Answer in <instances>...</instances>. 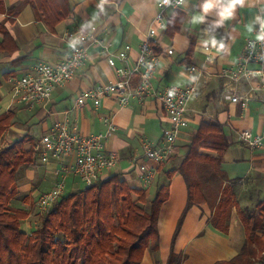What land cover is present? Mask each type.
<instances>
[{
	"label": "crops",
	"instance_id": "0c3cea01",
	"mask_svg": "<svg viewBox=\"0 0 264 264\" xmlns=\"http://www.w3.org/2000/svg\"><path fill=\"white\" fill-rule=\"evenodd\" d=\"M64 1L68 15L51 32L44 21L38 18L39 12L33 0H4L6 8H16L15 19L9 28L18 45L17 50L10 54L0 53V113L8 107H12L15 112L14 121L8 129L22 132V136L29 135L37 142L55 121H63L69 129L90 134L104 129L101 121L103 115L114 113L117 130L104 144L106 149L117 151L120 160L115 166L105 169L101 177L117 174L130 188L145 191L148 200L163 187L167 191L158 214L159 247L156 250L146 249L141 264L163 263L173 239L174 250L183 255L181 264H214L229 260L237 254L245 240L243 223L236 206H232L228 214L227 230L215 226L212 217L223 194L237 201L241 207L251 210L257 202L264 201V141L263 146L251 148L239 136L244 129L254 134H264V89L258 77L251 81L242 78L235 82L220 72L222 68L235 64L246 39L254 36L247 33L245 25L256 9L247 6L239 9L234 20L226 22L222 28L213 32L210 26L215 19L214 14L209 15L204 24L191 23L192 16L199 14L202 0H188L186 7H178L185 16L180 31L170 37L164 29L156 37L153 48L158 59L152 78L155 87L162 89L167 85H186L190 83L188 77L192 75L198 76V80L195 82L196 94L188 103V125L179 130L172 153L158 165L152 181L145 183L139 177L137 165H151L152 161L144 157L140 149L141 140L147 137L160 143L162 130L169 125L159 101L152 97L141 101L131 99L127 106L120 108L116 97L111 96L104 98L97 108L89 103L74 106L80 91L116 78L115 68L100 53V44L88 47L85 63L70 80L56 87L46 102L27 107L19 103L13 93L14 77L31 72L39 61L56 63L65 58L69 52L65 32L80 27L96 10L97 0ZM156 3L157 0H118V7H108L107 14L102 17L96 29L95 33L102 43L108 45L113 52L121 50L125 44L130 45L131 51L127 58L129 66L135 61L155 13ZM172 11L173 9L167 16ZM4 16V12L0 13V20ZM206 28L217 39H224L229 46L228 53L217 54L214 49L207 54L204 52L200 41L207 38ZM191 42L193 48L189 52ZM167 49H172V53L168 54ZM209 56L212 57L211 60ZM117 64L122 63L117 61ZM187 64L196 65L201 72L187 71ZM258 65L264 71V62ZM228 94L249 99L242 105V98L233 102L227 99ZM39 112H44L50 119L48 124L43 125L42 134L34 136L24 132L25 125L30 124L31 119ZM201 120L220 124L229 146L222 155L219 168L204 161L193 160L188 171L199 183L206 202L201 206L192 205L187 208V184L180 166ZM157 124L160 125V138L155 137ZM8 129L0 139L8 134ZM8 143L10 142L5 145ZM29 145L30 143H26V147ZM201 151L204 155L216 154L210 148H201ZM72 157L73 155H65L61 159L50 157L46 162L52 169L55 180V167L60 162H68ZM67 186L76 188L73 190L75 191L85 185L78 176L70 175L67 177L65 191ZM145 210L150 211L148 206H145ZM179 223L180 227L177 229Z\"/></svg>",
	"mask_w": 264,
	"mask_h": 264
},
{
	"label": "trees",
	"instance_id": "16d2710c",
	"mask_svg": "<svg viewBox=\"0 0 264 264\" xmlns=\"http://www.w3.org/2000/svg\"><path fill=\"white\" fill-rule=\"evenodd\" d=\"M33 4L39 12L38 18L51 32L68 15L64 0H33ZM3 12L0 53L10 54L18 48L9 28L15 19L16 8H6L4 0H0V13ZM184 17L181 10L173 9L166 19V35L172 37L179 32ZM192 48L191 42L189 52ZM14 117L12 107L0 113V138L12 125ZM26 143H30L29 147ZM35 144L32 137L23 135L0 147V264H141L146 249H158V214L167 197L166 189L161 188L148 200L145 191L130 188L117 174L100 177L98 182L75 191H65L48 211L42 213L30 231L23 229L21 225L30 215V209L13 207L10 201L17 195L19 168L35 166L38 162ZM228 146L220 124L199 122L180 166L187 184V208L206 202L199 183L188 171L193 160L219 168ZM201 148L213 149L216 154L204 155ZM29 196L24 195V202L30 201ZM145 206L149 207V212ZM232 206H236L243 223L245 240L232 258L214 264H263L264 201L257 202L251 210L223 194L212 217L215 226L227 230L226 220ZM182 259L183 255L174 250L173 239L166 260L157 264H181Z\"/></svg>",
	"mask_w": 264,
	"mask_h": 264
},
{
	"label": "built area",
	"instance_id": "2783aa9c",
	"mask_svg": "<svg viewBox=\"0 0 264 264\" xmlns=\"http://www.w3.org/2000/svg\"><path fill=\"white\" fill-rule=\"evenodd\" d=\"M178 7L175 0L171 6H161L156 3L155 13L131 66L127 63L128 53L131 51L129 44H125L121 50L113 52L108 45L102 43L95 31L86 34L83 42L75 49L68 46L69 52L61 61L56 63L39 61L31 72L14 77L12 90L18 102L27 107L46 102L54 89L70 80L77 69L85 63L88 57V47L91 44H100V53H103L107 63L115 68L116 78L104 84L83 89L78 93L74 106L79 107L89 103L97 108L100 107L104 98L111 96L116 97L120 108L127 106L131 99L141 101L146 97H152L159 101L162 110L168 117L169 125L163 128L160 143H155L147 137L142 138L140 149L144 157L151 160L152 164L139 163L137 165L139 177L145 183H150L156 174L158 165L172 153L179 130L188 125V103L197 91L196 83L167 85L159 89L152 82L158 59L153 42L158 34L165 29L169 11ZM79 28L65 32L67 44L69 39L79 31ZM253 40L254 36L247 38L235 64L222 68L220 73L235 82L242 78L251 81L254 77H258L264 89V71L258 65L264 62V60L258 59L264 53V44L257 42L256 48L252 50L249 48V42ZM167 53L171 54L172 49H167ZM117 61L122 64L118 65ZM148 64L152 65L151 69L147 67ZM185 69L190 72H201V69L194 64H187ZM172 89H175L176 94L174 97H169L168 91ZM226 97L233 102L242 98L240 99L242 105H245L249 99L231 94ZM101 121L104 129L90 134L69 129L63 121H55L49 131L43 134L33 146L37 153V160L41 162H47L50 157L61 159L65 155H73L68 162H60L55 167L56 180L53 186L42 192L37 200V208L40 213L48 211L64 194L68 176H78L84 185H92L98 182L105 169L113 167L119 162L118 152L106 149L104 144L117 130L114 113L103 115ZM239 136L251 148L263 146L264 134H254L250 130L244 129L240 131Z\"/></svg>",
	"mask_w": 264,
	"mask_h": 264
},
{
	"label": "clouds",
	"instance_id": "9594fccd",
	"mask_svg": "<svg viewBox=\"0 0 264 264\" xmlns=\"http://www.w3.org/2000/svg\"><path fill=\"white\" fill-rule=\"evenodd\" d=\"M161 6H171L173 0H157ZM179 6H187L188 0H175ZM255 8V14L251 17L249 22L245 25L246 31L249 34H254V40L249 42V48L254 50L257 42L264 44V0H202L199 5V14H194L191 18L193 24H204L209 15L214 14L215 19L212 21L211 30L222 28L226 22L232 21L236 18L239 9L245 7ZM108 7H118V0H97L95 4V11L91 18L80 25L79 31L74 34L68 41V46L75 49L80 45L86 34L95 32L101 19L107 14ZM174 15H176L174 13ZM171 22V21H170ZM206 39L200 41V45L207 54L211 50H215L217 54H225L229 52V46L224 39H217L215 35L209 33V29H205ZM212 57L209 56V60ZM258 59L264 60V53ZM147 67L151 69L152 65ZM190 83H195L198 76L192 75L188 77ZM175 89L168 91L169 97L175 96Z\"/></svg>",
	"mask_w": 264,
	"mask_h": 264
},
{
	"label": "rangeland",
	"instance_id": "374dc122",
	"mask_svg": "<svg viewBox=\"0 0 264 264\" xmlns=\"http://www.w3.org/2000/svg\"><path fill=\"white\" fill-rule=\"evenodd\" d=\"M71 107V106H70ZM50 119L44 112H39L37 116L31 119L30 124L25 125L24 132H28L34 136H40L42 134V127L48 124ZM22 125V122H20ZM9 132L2 139H0V146L5 145L6 142H11L16 137H21L22 132H13L8 129ZM161 130L160 125L157 124L155 137L160 138ZM155 137L153 139H155ZM150 140H152L150 138ZM154 141V140H152ZM55 177L52 173V169L48 167L46 162L38 161L34 166L23 165L19 168L16 174L17 183V195L10 201V205L15 206H25L30 209V215L23 221L21 227L27 231H30L39 220L42 215L37 208V200L40 194L51 187L52 182ZM76 189V188H74ZM74 189L68 188L66 192H71ZM29 194L30 201L24 202V195ZM28 220V223L26 222ZM28 224V225H27Z\"/></svg>",
	"mask_w": 264,
	"mask_h": 264
}]
</instances>
